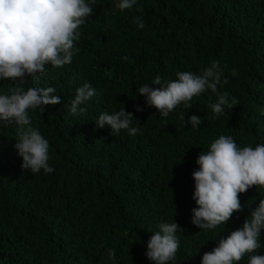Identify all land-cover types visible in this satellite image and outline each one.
Returning a JSON list of instances; mask_svg holds the SVG:
<instances>
[{
	"label": "trees",
	"instance_id": "1",
	"mask_svg": "<svg viewBox=\"0 0 264 264\" xmlns=\"http://www.w3.org/2000/svg\"><path fill=\"white\" fill-rule=\"evenodd\" d=\"M117 3L96 0L70 64L47 65L35 79L26 78L25 89L55 87L61 97L42 115L29 110L32 126L49 142L54 171L22 170L16 127L0 128V264H152L147 241L171 222L184 231L177 233L179 248L169 264H200L264 199V188L253 187L240 195L245 207L225 225L206 231L190 222L200 152L221 135L240 147L264 143V0H137L124 11ZM138 16L143 29L133 22ZM214 60L228 80L221 90L235 101L216 119L211 92L166 118L138 95L145 84L157 87L151 85L157 75L163 83L178 72L200 74ZM84 83L99 95L80 105L83 115H70V101ZM13 86L0 80V94ZM122 107L133 114L137 135L96 128L100 114ZM181 113L202 122L193 129ZM260 243L256 255H264V230ZM108 249H115L114 262ZM238 264H247V256Z\"/></svg>",
	"mask_w": 264,
	"mask_h": 264
},
{
	"label": "clouds",
	"instance_id": "2",
	"mask_svg": "<svg viewBox=\"0 0 264 264\" xmlns=\"http://www.w3.org/2000/svg\"><path fill=\"white\" fill-rule=\"evenodd\" d=\"M137 0H118V11L131 9ZM96 0H0V80H11L14 86L0 94V128L16 127L14 148L22 158L21 169L37 174L43 170L50 174L49 142L41 132L32 126L29 110H40L44 106L61 104V97L55 95V87H28L26 78L43 74L46 66L59 68L70 64L78 52L75 42L80 38V27L93 15ZM142 11V9H138ZM139 29L145 27L142 17H134ZM122 59H128L123 57ZM231 74L236 75L233 69ZM223 69L214 60L202 73L178 72L176 79L162 83L157 75L150 84L138 89V95L145 98V106L153 107L162 118H166L179 105L190 109L193 97L211 92L216 102L209 106L216 119L224 113L225 107L232 109L229 93L221 86L228 80L222 79ZM96 89L84 83L78 87L70 101L69 114L83 115L86 109L80 107L98 96ZM136 112L143 111L139 106ZM264 115V112L261 113ZM185 125L196 129L202 122L197 115L181 113ZM133 114L124 107L113 113L103 112L95 121L98 129L108 126L111 132L119 134L126 130L135 136L139 127H133ZM198 169L192 173L194 192L192 199L196 207L191 211V224L210 231L225 225L234 213L243 210L240 195L253 187L264 188V143L255 147H240L231 136L221 135L211 142L206 153L196 159ZM264 230V199L251 210L242 227L219 239L217 245L205 252L200 264H238L247 256V264H264V255H256L261 248L260 233ZM177 223H161L159 230L152 232L146 244V258L152 264H169L176 259L179 248L177 233H182ZM107 259L115 261V249H108Z\"/></svg>",
	"mask_w": 264,
	"mask_h": 264
}]
</instances>
